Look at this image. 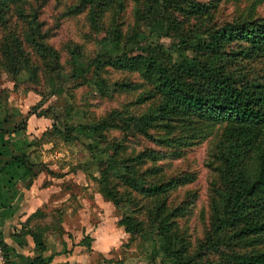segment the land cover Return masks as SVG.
<instances>
[{
	"label": "rangeland",
	"instance_id": "374dc122",
	"mask_svg": "<svg viewBox=\"0 0 264 264\" xmlns=\"http://www.w3.org/2000/svg\"><path fill=\"white\" fill-rule=\"evenodd\" d=\"M179 1L182 11H172V23L162 20L163 27L152 33H149L147 20L155 14L148 13L144 21L135 14L136 8L142 12L143 7L134 0H109L98 18L97 36L88 25L87 11L78 6L77 0H22L19 7L23 16H17L14 9L7 14L6 32L18 36L22 49L21 56L14 53L17 66L13 68L0 55V118L6 122L3 127L6 132L13 130L7 133L3 142L10 155L24 158L25 154L29 162L42 165L44 170H47L44 166H50L49 176L53 181L64 182L65 191L71 192L64 207L59 204L51 212L45 209L41 213L53 215L52 220L34 218L39 227H47L49 221H53V231L47 227L44 233L46 246L49 237V242H54L50 245L51 253L63 245L61 251L67 253L65 248L71 244L76 252L90 254L88 264H172L162 253L163 242L157 235L159 227L152 218V213L161 205L163 210L185 208L182 215L174 219L175 225L171 228L175 247L181 248L184 258H190L207 242L206 235L215 222L212 208L217 202V192L222 191L218 159L221 161L233 151L242 150L246 170L254 169L253 150L247 151V146L236 147L233 139L224 137L221 124L155 121L145 127L147 135L139 133L142 131L130 124L149 114L160 102L150 84L138 73L105 66L95 70L90 64L96 56H115L138 42L161 46L174 62L190 60L194 53L181 50L179 37H185L192 45L227 24L264 17V0ZM188 1L203 3L208 14L201 17L184 14L182 4ZM4 33L0 29V38ZM115 35L118 36L117 43L110 45L109 41ZM33 40L53 54L42 57L32 46ZM221 52L225 55L223 70L236 86H264V49L251 50L244 42L236 40L228 43ZM72 76L77 78L72 80ZM255 90L264 92L260 87ZM39 115L44 119L37 124L35 116ZM100 121L107 127L98 137L93 133L88 135L78 127L92 126ZM129 130L131 136L124 132ZM258 132L255 140L248 135L253 143L263 137L264 129ZM163 139L177 140L179 146L174 143V147H169ZM145 149L166 155L161 161H146L138 168L139 172L149 166L158 168L160 172L153 178L154 182H163L182 173L192 174L195 180L156 202L130 191L129 200L123 198L119 206L113 207L109 203L107 209L98 208L93 197L96 195L97 202H102L97 193L95 180L99 174L95 163L108 156L113 157L115 163ZM174 152L181 155H170ZM111 174L118 175L116 165ZM148 179L151 180L143 177L144 182ZM76 180H80L81 185L85 182L86 186L76 185L73 182ZM115 189L120 193L123 190L120 186ZM152 208L153 212L149 214ZM68 210L72 214L80 210L84 214L80 220L83 225L73 217L70 220ZM125 217L137 224L132 234L123 233V228L117 224ZM165 220L172 222L169 217ZM63 223L69 228L67 236L60 234ZM232 232L226 229L213 237L215 249H209L205 256L195 258V261L217 263L221 253L253 254L264 248V236L237 239L232 237ZM93 234L97 243L104 245L100 254L89 253L93 239L88 237ZM60 242L64 244L60 245Z\"/></svg>",
	"mask_w": 264,
	"mask_h": 264
},
{
	"label": "trees",
	"instance_id": "16d2710c",
	"mask_svg": "<svg viewBox=\"0 0 264 264\" xmlns=\"http://www.w3.org/2000/svg\"><path fill=\"white\" fill-rule=\"evenodd\" d=\"M21 1L0 0V29L5 32L0 38V55L8 61L12 68L17 66L14 53L21 56L22 44L18 36L6 32V18L10 9H14L17 16H23L19 7ZM77 1L78 6L87 11L88 25L92 33L97 36L96 24L109 0ZM134 1L143 7L142 12L136 8L135 14L138 17L141 16L144 21L148 13L155 14L154 18L147 20L149 33L160 30V26L163 27L162 20H165L167 24L172 23L171 15L174 16L172 11H177V9L182 11L178 5H181L179 0ZM182 5L184 14L190 17H201L208 14L207 7L203 3L188 1ZM179 38L182 45L181 50H192L194 53L192 59L174 62L166 56L161 46L138 42L133 48L124 49L118 55L96 56L90 64L94 65L95 70L99 66H105L138 73L144 81L150 84L152 93L159 97L160 102L149 114L136 118L133 124H130L142 131L139 133L146 134L145 127L155 121L167 123L173 120H183V122L186 120V122H206L209 125L221 124L224 137L233 139L236 147L247 146V151L253 150L254 169L252 171L245 168V162H243L245 152L242 150L238 153H233V151L226 157H222L221 161L218 159L217 170L222 191L219 194L217 192V202L212 208L215 222L211 231L206 235V244L204 242L200 245L192 257L184 258L181 248L177 245L175 247V236L171 228L175 225L174 219L181 216L185 208L177 207L167 210L164 208L163 210L160 205L154 212L153 208L149 209V214L153 212L152 218L157 221L154 223L159 227L157 235L163 242L164 257L171 260L172 264H201L199 261L196 262L195 258L199 259L205 256V252L209 249H215L212 238L217 237L223 230H232V237L237 239L264 236V132L263 137H259V142L253 143L248 138L250 134L255 140V135L259 136L258 131L264 129V92L255 90L258 87L264 89V86H236L223 70L225 64L222 59L225 55L221 52V49L228 43L236 40L244 42L251 50L264 49V17L245 20L240 24H227L209 32L205 38L192 45L185 37ZM117 39V35L113 36L109 44L115 45ZM31 43L42 57L53 54L50 49L34 40ZM76 78L77 76H72L71 79ZM3 122L0 120V123ZM163 125L164 127L169 126V124L168 126ZM78 127L82 132L88 135L93 133L94 137H98L100 131L104 130L107 125L104 121H100L92 126ZM124 132L131 136L130 130ZM2 133L4 132L0 128V134ZM191 137L193 138V135ZM162 141L167 142L169 147H172L174 143L179 146L177 140L163 139ZM170 155L177 157L181 154L174 152ZM164 158L166 155L163 153L145 149L115 163L113 157L109 156L99 160L95 163L96 172L99 174V178L95 180L99 189L97 193L105 202L117 207L123 198L129 200L130 191L156 202L176 188L193 183L195 177L189 173L171 176L163 182H154L153 178L160 172L158 168L149 166L143 171H138V168L145 165L146 161L154 163ZM13 161L23 164L21 157H14ZM114 165L118 170V175L115 177L111 174L114 171ZM145 176L151 180L144 182L143 177ZM118 186L123 189L121 193L115 189ZM42 217L52 220L53 215L46 217L36 212L26 224L34 218ZM168 217L172 222H166L165 218ZM51 220L47 227L53 231L54 226ZM117 224L126 234H132L137 226L131 218L127 217L118 220ZM47 227L36 226L34 231L30 232L37 253H42L45 249L44 233ZM210 244L212 245L208 246ZM218 259L217 263L206 264H264V248L253 254L221 253ZM49 260L48 258L46 262Z\"/></svg>",
	"mask_w": 264,
	"mask_h": 264
},
{
	"label": "crops",
	"instance_id": "0c3cea01",
	"mask_svg": "<svg viewBox=\"0 0 264 264\" xmlns=\"http://www.w3.org/2000/svg\"><path fill=\"white\" fill-rule=\"evenodd\" d=\"M35 118L38 119L35 120L37 124L44 119L42 116H35ZM5 123H0V128L4 132L2 135L0 134V240L6 264H88L90 254L88 252H80L79 250L76 252V249L71 244H68L65 248L68 251L67 253H64V250L61 251L62 247H65L64 243L61 242L60 245L62 244L63 246H60V249L55 253H51L50 245L54 242H49L50 237L47 239L48 246H46V242L44 241V251L42 253L36 252L30 232L34 231L38 220L34 221L32 219L27 224L26 222L36 212L42 213L46 209L49 213L59 204H63L62 207H64L71 196V192L69 190L65 191L64 182L53 181L54 179L49 176V173L52 171L50 166H44L47 169L44 170L42 165L29 162L25 154L24 158H21L23 164L14 163V155H10V151V154L8 153L5 142H3L8 137L7 133L13 132V130L9 129L6 132L3 129ZM41 134L43 133L41 132ZM78 172L81 173V171ZM73 182L76 185H81L80 180ZM81 186L85 187V182ZM93 198L98 208H109L110 204L105 202L101 197L102 203L97 202L98 198L96 195ZM66 213L70 220L73 217L74 220H77V223L83 225L80 220H82L81 216H84V214L80 210L74 214L69 210ZM48 216L47 214L46 217ZM64 218H66L65 214ZM61 227L60 234L67 236V232L69 231L68 225L63 223ZM72 228L74 229V227ZM72 230L70 231L72 232ZM88 239H93L92 246L89 248L91 252L89 253L92 255H94V252L100 254L104 245L97 243L98 241L94 234L93 236L89 235ZM48 258L50 260L46 262Z\"/></svg>",
	"mask_w": 264,
	"mask_h": 264
},
{
	"label": "built area",
	"instance_id": "2783aa9c",
	"mask_svg": "<svg viewBox=\"0 0 264 264\" xmlns=\"http://www.w3.org/2000/svg\"><path fill=\"white\" fill-rule=\"evenodd\" d=\"M0 264H6L5 254H4L1 240H0Z\"/></svg>",
	"mask_w": 264,
	"mask_h": 264
}]
</instances>
